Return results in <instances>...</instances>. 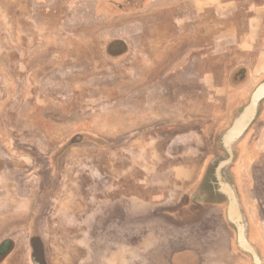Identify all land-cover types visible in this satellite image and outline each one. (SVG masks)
Listing matches in <instances>:
<instances>
[{
    "label": "rangeland",
    "instance_id": "rangeland-1",
    "mask_svg": "<svg viewBox=\"0 0 264 264\" xmlns=\"http://www.w3.org/2000/svg\"><path fill=\"white\" fill-rule=\"evenodd\" d=\"M143 1L119 3L127 11L138 9ZM108 10L105 0H0V240L9 239L0 249V258L10 251L16 239L11 236L23 229L29 233H20L19 240L31 242V255L40 262L44 261L41 237L48 264H58V257L65 258V264H73L79 255L81 259L103 257L97 256L86 217L105 201L106 171H110L106 162H133L145 151L147 159L173 166V161L181 159L175 157L177 153L164 151L173 119L202 123L214 112L204 96L221 98L223 113L225 97L240 98L242 105L264 80V39L214 42L222 28L212 23L210 11L204 15L209 24L193 26V38L203 33L208 47L219 51L218 57L213 56L219 60L214 75L224 88H203L200 60L195 56L184 59L183 42L175 50L164 45L156 52L155 62L137 74L133 61L115 62L104 55L109 28L120 26V19L111 20ZM230 14L240 17L243 13L233 10ZM259 23L254 28L264 38V20ZM247 28L241 22L233 32L240 34ZM146 33L152 38L156 33L167 35L171 29L151 25ZM194 40V48L207 44ZM113 48L120 46L114 43ZM128 112L144 115V120L130 123L141 136L121 143L115 129L121 128V115ZM214 119L209 136L201 141L204 152L188 154L187 161L200 166L198 192L194 189L197 196L204 197L201 190H205L208 197L204 198L217 201L221 195L210 160L216 154L214 136L220 130L215 128L222 127L224 118ZM256 120L243 135L229 177L240 197L248 238L264 264V152L255 148L264 125V100ZM132 173L129 169L130 182ZM135 190V183H130L128 191ZM14 229L20 230L15 233ZM132 237L127 251L135 260ZM234 246L238 249L235 233ZM241 254L252 264L248 254ZM102 261L98 259V264Z\"/></svg>",
    "mask_w": 264,
    "mask_h": 264
},
{
    "label": "crops",
    "instance_id": "crops-1",
    "mask_svg": "<svg viewBox=\"0 0 264 264\" xmlns=\"http://www.w3.org/2000/svg\"><path fill=\"white\" fill-rule=\"evenodd\" d=\"M118 8L120 11H117ZM105 9H109L106 12H111V20L120 19V26H111L110 33L104 38V55L109 60H131L137 64L138 74L141 67L145 69L147 63L155 62L156 52L164 45L168 44L169 49L175 50L183 42L184 59L192 56L199 58V79L203 88L208 91L220 90L225 86L216 81L214 75L219 68V60L213 56L218 57L219 51L208 47V37L203 33L200 37L193 38L194 25L201 28L204 23L209 24V17L205 22L204 15H209V11L214 13L212 23L222 28L221 34L212 39L214 42L264 39L256 34L254 28L264 20V0H144L138 9L127 8V11L119 0H105ZM113 10L116 12L113 13ZM233 10L241 11L244 15L240 14L239 17V14H230ZM241 22L248 28L243 33L235 34L233 30ZM151 25L169 26L171 33H156L150 38L146 28ZM194 39L207 44L205 47L202 44L194 48ZM114 43L120 48L114 49ZM183 84L188 83L183 81ZM158 85L162 87L161 83ZM203 98L206 105L213 109L212 116L195 125L186 124L187 118H184V123L179 122L181 119L175 122L173 119L174 124L169 126L173 131L169 133L164 151L177 153L175 157L181 159L173 161V166L147 159L145 151L138 154L133 162L122 159L106 162V168L110 171H106L105 201L91 209L86 217L87 228L94 234L97 256H104L92 258L88 255L81 259L79 255L75 262L72 261L73 264H98V259L101 258L104 260L102 264H250L247 256L234 246V230L227 220L224 203L193 197L190 193L198 179L197 169L200 166L187 161V155L204 152L205 145L201 141L209 136L210 122L215 120L214 117H222V127L218 124L212 128H227L242 102L240 98L229 95L223 100L224 105H227L223 107L226 111L220 113L223 106V102L219 100L221 98ZM121 118V128L115 129V133L120 134L121 143L130 136H141L139 128H132L130 123L134 119L144 120V115L128 112L122 113ZM111 132L113 134L114 130ZM195 142L197 145L193 146ZM255 148L264 152V125L255 140ZM124 155L122 152V157ZM129 169L133 171L131 176L134 179L131 182ZM130 183H135V191H128ZM171 186H176L179 190L176 187L172 189ZM94 195L97 199L96 194ZM18 230L20 229H14L13 232ZM20 233L29 231L23 229L11 236L16 239L11 242L10 251L0 258V264H48L43 238L39 236L44 259L40 262L31 255V242L19 240ZM130 234L133 236L132 243H136L137 248L135 260L129 257L127 251L130 247ZM7 240L9 239L0 240V249L7 244ZM57 263L65 264V258L58 257Z\"/></svg>",
    "mask_w": 264,
    "mask_h": 264
},
{
    "label": "water",
    "instance_id": "water-1",
    "mask_svg": "<svg viewBox=\"0 0 264 264\" xmlns=\"http://www.w3.org/2000/svg\"><path fill=\"white\" fill-rule=\"evenodd\" d=\"M264 100V80L260 81L251 91L246 103L234 117L231 125L226 130L224 141L228 148L229 155H232L230 145L239 138L247 129L255 122L259 106ZM227 218L230 220L236 230V244L242 252L248 254L252 264H263L262 259L258 255L256 248L247 240L245 233V221L238 210L236 200L232 195L229 198L227 208Z\"/></svg>",
    "mask_w": 264,
    "mask_h": 264
},
{
    "label": "flooded vegetation",
    "instance_id": "flooded-vegetation-1",
    "mask_svg": "<svg viewBox=\"0 0 264 264\" xmlns=\"http://www.w3.org/2000/svg\"><path fill=\"white\" fill-rule=\"evenodd\" d=\"M244 104H242L240 106L239 110L242 108V106ZM239 110H236L234 112L233 117H232V121H233L234 117L238 114ZM232 121H231V123H232ZM230 125L231 124H229L228 127L225 128V129L219 130V132L216 133V135L214 136L215 137V141L214 142L216 144L215 147H214V149L216 148V154L210 160V163H211V165L215 166L214 176H215L216 183H217L216 190L221 195L220 198L218 199V201H222L224 203L225 210H226V217H227V208H228V205H229V198H230V195H232L234 197V199L236 200V203L238 205V210H239L240 214L242 215V218L245 221L246 238L250 242V240L248 238L247 221L245 219V215H244V212L242 210V205H241L240 197L238 196V193L236 191V188H235L233 182L231 181V179L229 177V174H232L233 173L232 170H231V168H232L233 164L236 161L235 159H237L238 146L242 143V139L244 137L243 135L245 133H243L239 138H237L230 145V148H231V151H232V155L230 156L229 155L228 148H227V146L225 144V141H224V135H225L226 130L229 128ZM247 130H249V129H247ZM200 180H201V178L200 179L198 178V180H197V182L195 183V186H194L196 188L193 187V190H191L190 193L193 195V197H199L200 199L201 198L208 199V198H204V197H208V191L201 190L202 193H203L202 195H204V197L197 196V194H196V191L195 190H197V192H198V189H199L198 185L199 184H197V183ZM227 220H228V218H227ZM228 222L230 223V225L232 226V228L234 230V233H235V241H236V230H235V227H234L233 223L230 220H228ZM236 246H237V244H236ZM237 248L239 249L240 252H242L238 246H237ZM256 251H257V249H256ZM242 253H244V252H242Z\"/></svg>",
    "mask_w": 264,
    "mask_h": 264
}]
</instances>
